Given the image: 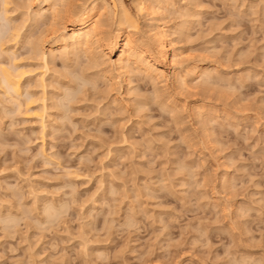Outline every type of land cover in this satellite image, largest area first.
Wrapping results in <instances>:
<instances>
[{
	"label": "rangeland",
	"instance_id": "rangeland-1",
	"mask_svg": "<svg viewBox=\"0 0 264 264\" xmlns=\"http://www.w3.org/2000/svg\"><path fill=\"white\" fill-rule=\"evenodd\" d=\"M17 1L0 35L14 26L24 38L0 61L23 57L31 71L21 107L0 87V264H264V0H174L154 16L136 10L149 0H117L135 14L138 45L155 48L162 24L172 33L183 70L135 72L124 88L118 55L100 47L57 55L45 89L32 46L46 51L94 3L68 0L60 20L35 22L36 4ZM201 66L209 80L195 78ZM31 95L49 96L45 132L20 113Z\"/></svg>",
	"mask_w": 264,
	"mask_h": 264
},
{
	"label": "bare ground",
	"instance_id": "bare-ground-1",
	"mask_svg": "<svg viewBox=\"0 0 264 264\" xmlns=\"http://www.w3.org/2000/svg\"><path fill=\"white\" fill-rule=\"evenodd\" d=\"M14 1L15 0H3L2 4L4 6L3 10L5 12V15L7 13H11V12H9V8H8V6L10 4H12V3L13 4L17 3L18 5L20 4V3H18V1L17 2H14ZM25 1H27L28 5L30 3L29 7H31L32 5L36 4V6L34 7V9L32 11L33 12V18H34L35 22L36 21L38 22L39 19L44 18V17L48 18L47 15H50L49 18H52V20L56 21L60 17V13L64 10L63 9L61 11L60 10V6H64V4L68 2V0H25ZM138 1H140V0H137V2ZM173 1L174 0H171V1L170 0H149L148 1L149 4H147V6L145 4H143V3H139L138 2L137 5H136V8H137L136 10L138 12H142L143 10L148 9V10H150V14L152 13L153 16H154V14L155 13L157 14V12L161 14L162 12L160 10L164 11L165 10L164 8H167V6L170 5V2L172 3ZM93 3H94L93 7H91V9L85 10L83 12L81 11L79 14H77V16H75L76 17L75 19H71V21H70V29L68 31L67 30L66 31H61V33L59 35H56V33H57L56 32L57 29H55L56 28V24L55 25L51 24L52 29H50V32L53 31L52 34L56 35V36H54V39H52V41L50 42L49 47H48V49L46 51H42V49H41L42 47L39 45V44H42V43H38L37 42L38 44L34 43L33 46L31 44V46L33 48H32V51L30 53L32 55H34V56L32 57L31 54H30L31 57H28V58H30V59L34 58V60L36 58L37 60H40L39 63H42V66H40L41 69H42V67H43V69H42L43 71L45 69V72L44 73L42 72L43 75L40 78L38 77L40 80L39 79H38L39 81L36 80L37 82L35 81L36 82L35 84L40 82V84L38 83V85H40V86L42 85V87L44 89L46 88L47 85H50V84H46V83H48V82H46L47 81L46 80V76H47L46 74L49 71L52 72L51 71V69H52L51 65L54 64V61H55L56 57L59 58L58 57L59 55L62 56V57L73 56L75 59H78L76 57H79V53L80 54L83 53V55L86 56V58L87 57H94V56H96V54L98 55V52L96 51V49L100 48V47H104L105 50H108V54L109 55H111L113 53H116L118 55V58L115 60V63L114 62L113 63L116 64V70H117V72L119 74L120 79H122L121 80L123 82L122 86L124 88L125 87L128 88L130 86L129 85L130 84L129 81L131 80L130 77L135 72L144 73L146 76L147 75H149V76L151 75L152 76V73H154V72L163 73V69H164L165 65L169 66V67L171 66V67H173L176 70L182 64V62H180V61H183V64H184L185 60H181L182 57L184 56V55L182 56L183 53L179 54L180 52L178 53L177 52L178 50L175 49L174 46L171 47L172 43L169 42L170 39L168 40V38H171L169 36L172 33H170L169 36H168V32L165 30L163 24L161 26L159 24H157V25L160 26L158 29H156V27H155L156 25L154 24L155 25L154 27H155L156 30H151V32H150L151 33V39L150 40H152L151 42H153L155 44L154 45L155 48L154 47H153L154 49L153 48L150 49L148 47L144 48V47L138 45L139 43L137 44L135 42L136 40H134L132 37H130L131 35L130 36L127 35V32H128L129 29H131V28L137 29L138 21L135 18V14L130 12L124 6V4H122V1H118L117 2V0H93ZM18 5L14 6L15 9H16V7H18ZM116 8H119L118 14L116 13ZM101 10H109L110 11L109 14L114 13L112 15H114V17L116 18L117 29L113 32L112 35H108V33L106 34L105 33L106 31H104V25L105 24L101 20V13H100ZM68 12H69V10H68ZM5 15H3V17H0V21L4 22V21L8 20V22H9V20H12V19H9L10 15L9 16H8V14L6 16ZM72 18H74V17H72ZM58 20H60V19H58ZM8 22H7V24H8ZM53 26L55 28H53ZM8 27H9V25H8ZM13 27L9 28L10 29L9 33L8 32L6 33L7 36L2 37L0 35V54L3 53L2 55L7 56L8 58L6 57V59H11L12 58L11 57L12 56L11 52L13 50V47L14 46L16 47V45L21 43V41L23 40L22 38H24V37H22V34L20 33L21 27L20 28L19 27H14L13 28ZM7 30L8 29H6V31ZM0 34H1V32H0ZM9 43L14 45L13 47L11 46L12 50H10V45L11 44L8 45ZM6 45L9 46L8 49L5 48ZM97 50H99V49H97ZM7 52L8 53L10 52V53L7 54ZM12 53H14V52H12ZM14 54H13V56L16 55V54L15 55ZM0 57H1V55H0ZM16 58H14L12 60L11 65L8 66V67L2 66L3 63L5 65L7 63L5 60H4L5 62L2 61L3 63L0 61L1 62V64H0L1 65L0 66V83L2 84V86H0V87L1 88L4 87L5 94L12 95L13 99L15 98L14 99L15 103L18 102L17 105L19 107H21L23 105V103L21 102L22 100L20 101V99L23 98V96H24L23 93L25 92V91L22 90V83L25 80L26 74L27 73L30 74L31 69H30V71L26 70L27 67L23 66L21 64L22 61L24 60L23 57L19 58V57L16 56ZM21 58H22V61H20ZM74 58H73V60H74ZM96 60L97 59H95V61ZM17 61L19 63H17ZM183 64H182V66H183ZM27 66L29 67V65H27ZM182 68H179V69H182ZM178 70L176 71L177 73H178ZM192 70H193V68H192ZM194 70H197L195 72V76H196L195 78H197V80L199 78H201L203 80L204 79L209 80V78H211L212 70H210L209 68L201 66V67H197ZM180 72H181V70H180ZM191 73L192 72H190V74ZM49 76H48V78H49ZM149 76H147V77H149ZM161 76L163 77V74H161ZM193 76H194V74H193ZM177 77H178V75L176 76V78ZM219 79H221V78H219ZM177 81H179V80H177ZM200 81H202V80H200ZM220 81H222V80H220ZM225 81H227V80H225ZM227 83H229V82H227ZM177 84H178V82H177ZM185 84H186L185 81H182V80L179 81V85L181 87H183ZM38 85H37V87H40ZM30 87L31 86H29L28 89ZM28 89H26L27 92H28ZM125 91H126L125 93L127 95H129V97H130L131 96L129 94L130 90L127 89ZM42 92H44V91H42ZM32 94H34V93H32ZM43 94L45 95V93H43ZM131 94H132V92H131ZM12 96H11V98H12ZM36 96L40 97L42 95H36ZM34 97L31 98L30 100H28V99H27V101L25 100L26 101V105H25L26 106V110L22 107V110H20L22 112H20V111L19 112L23 113V114H26L25 116H27V118L33 117L35 119H38L39 120L38 124H40V129L45 132V129L48 128L47 125H49V124H47V119H48L47 118L48 117L47 113L50 111L49 107L47 105V103H48L47 101L49 100V96H48V98H47V96L46 97L42 96L43 97L42 99L41 98L40 99L39 98L36 99V97L35 98ZM50 98H52V97H50ZM135 99H134V101H135ZM131 100L133 101V99H131ZM157 100H158V98H157ZM25 101H24V104H25ZM37 102H38V104H37ZM135 102H137V101H135ZM135 102H134V104H135ZM138 105H139V102H138L137 105H135V107H139ZM51 109H52V107H51ZM23 110H25V112ZM49 118H50V116H49ZM38 120H36V121H38ZM203 128H204L205 133H206L205 126H203ZM210 135H212V134H210ZM206 136H207V133H206ZM206 139H208V138H206ZM50 208H51V206H50ZM47 209H49V208H46L45 210H47ZM50 211L52 212L53 209L51 208ZM50 211L47 210V212H49V214H51Z\"/></svg>",
	"mask_w": 264,
	"mask_h": 264
}]
</instances>
